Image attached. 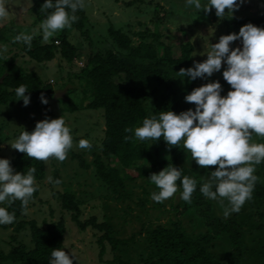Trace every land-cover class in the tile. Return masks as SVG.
Masks as SVG:
<instances>
[{"label": "rangeland", "instance_id": "374dc122", "mask_svg": "<svg viewBox=\"0 0 264 264\" xmlns=\"http://www.w3.org/2000/svg\"><path fill=\"white\" fill-rule=\"evenodd\" d=\"M127 1L130 0H86V7L83 9L86 21L83 23V29L87 30L90 43L76 30L67 28L45 42L40 23L32 21L34 16L29 12L31 0H11L9 5L13 12L11 19L0 21V32L4 36V41L0 43V58L6 60L9 57L6 61H13L26 72H34L42 82H47L54 92H61L48 101V111L41 105H33L31 100L25 106L23 99L17 100L16 95L0 104V158H7L10 161L14 151L10 143L16 139L15 134L20 130L46 118L53 119L63 116L73 136L71 151L80 154L88 164L86 169L79 167L77 161L71 157L70 151L63 162L54 159V161L49 160L45 163V174L43 180L38 183V194L28 204L22 215V220L33 219L39 225H42L44 221L62 218L64 232L61 249L66 251L70 258L72 253H75L77 260L74 259L73 264H105L103 261L110 259L111 251L106 245L105 252L99 258L98 247L95 244V232L89 227H85L82 231L78 230L69 219V214L60 209L55 197L50 193L51 190L73 193L78 201L83 202L81 203L82 218L90 214L95 215L98 220L104 219L112 226L115 237H131L132 240L128 241L126 247L119 246L114 251V254L131 264H144L145 258L150 254L145 231L151 226L167 225L170 219L179 218L184 231L189 235L194 236L205 231V227L194 213L193 199L191 203H186L180 198L182 189L179 188L172 198L163 203H157L151 199V193L158 192L159 189L149 177H145L135 178L132 181L124 180L123 187L119 188L117 193H111L100 185L93 175L89 161L92 157L91 150H95L93 148L79 149L77 146L80 139L89 140L91 145L92 142L97 144L102 134L101 110L82 107L69 110V108L79 101L84 104L88 97H84L86 93L82 94L81 90L85 87L76 77L85 67L87 56L113 47L106 33L108 25L120 28L132 44L138 42L136 32L155 34L158 53L161 52L162 46H167L172 57L178 56L179 45L188 40L193 46L189 67L194 66V61L206 60L211 44L217 43L220 36L224 35L221 25H215L219 21L218 17H211V12L197 10L194 6H186V0H134L130 6H125L124 3ZM207 2L208 0H201L202 5ZM155 6H157L156 9H154ZM259 9L258 0H244L236 13L242 16H253L259 13ZM239 29L234 33H238ZM21 33L33 35V39L41 44L52 43L54 45L53 58L40 63L29 59L20 49L24 43L13 42L14 38ZM61 37L77 46L75 56L69 63L63 61L58 54L56 44ZM150 39L146 35L144 40L150 41ZM4 46H7L6 52L3 51ZM238 46L242 48L241 41H235L230 45L231 48ZM226 67V64H222L221 70L213 73L211 77L195 80H190L187 76L178 77L177 73L181 68L170 70L175 81L174 90L177 101L187 103L184 98L194 88L209 82L224 80L222 73ZM140 87L145 92L141 100L142 105L150 113L156 106L163 87L153 81H148ZM222 89L221 95L226 96L231 86L222 85ZM66 90L68 93L65 95ZM57 97H61L63 101H55ZM253 142L264 143V139L254 136ZM163 157L165 153L162 152L159 158ZM110 162L114 164L115 160L111 159ZM178 163L193 168L203 183L210 172L217 167L198 166L195 160L191 159V154L185 150L183 158ZM54 171L62 180L61 184L49 183L48 178H52ZM128 172L134 173L130 169ZM261 182L264 184V180ZM207 200L212 204V215L224 218L223 207L217 201ZM254 210L262 212L263 218L257 219ZM238 214V218L243 222L241 239L245 244L242 263L253 264L264 261V199L255 202L251 198L242 206ZM258 224L262 226L261 230H256ZM5 225V228L0 227V251L6 252L11 245L18 242L25 246L31 245L27 225L17 232L13 231L11 225ZM207 249L223 262L227 252L224 236L214 239Z\"/></svg>", "mask_w": 264, "mask_h": 264}, {"label": "trees", "instance_id": "16d2710c", "mask_svg": "<svg viewBox=\"0 0 264 264\" xmlns=\"http://www.w3.org/2000/svg\"><path fill=\"white\" fill-rule=\"evenodd\" d=\"M117 1V0H114ZM134 0L124 3L130 6ZM45 0H31L29 12L33 14L32 21L41 22L48 13L41 12L40 7ZM55 2V0H54ZM260 9L256 15L242 16L236 11L231 17L217 18L216 26L221 25L224 35L234 33L241 26L252 23L259 27H264V0H258ZM157 6H159L157 4ZM154 9H156V7ZM51 12L52 10H48ZM227 11V10H226ZM79 19L74 22L71 28L80 34L90 43L87 30L83 29L86 17L83 10L77 11ZM186 15V14H185ZM211 17H217L213 8ZM64 31V30H63ZM107 36L110 38L112 48L104 49L87 56L85 67L76 76L83 83L85 89L82 94L87 99L85 103L80 101L73 103L69 110L78 108L99 109L103 119L102 134L98 143L92 142L91 160L92 172L95 179L105 189L111 193H117L123 187L124 180L132 181L135 178L150 177L152 173H158L167 166L176 167L181 170L182 177L188 176L197 181V187L192 195L193 210L200 223L205 227V231L191 236L184 231L179 218H172L167 225L156 224L145 231L150 254L145 258L144 264H243L242 256L245 251V244L242 241L243 222L238 218V213H232L228 218L212 215L211 203L200 192L203 180L195 173L193 168L185 167L178 163L183 158V146L171 147L161 138L159 141L145 140L139 141L134 138V133L125 131V128L141 126L144 118L158 116L161 111H174L179 114L189 108L195 110V105L179 103L174 90V77L170 70L186 68L190 66L192 44L186 40L179 45V54L172 57L169 47L162 46L158 53L155 45V34H144L136 32L138 42L132 44L120 28L107 26ZM146 35L150 41H145ZM57 39V37H56ZM54 39V40H56ZM4 41L3 33L0 32V43ZM59 56L69 63L73 60L77 51V46L70 44L65 38H59L56 44ZM21 51L31 60L40 63L50 61L54 56V45L52 43L41 44L36 39H32L31 47L26 44L21 46ZM148 81H153L163 87L156 106L152 112L148 113L142 105V98L145 92L140 87ZM221 85H228L225 80H217ZM26 85L30 100L33 105H41L48 111V104L41 102V93L49 101L53 99L51 86L42 80L32 71L26 72L13 61H6L0 58V104L5 103L15 95V88L19 85ZM68 91H65V95ZM62 102L61 97L55 99ZM36 123L30 127L23 128L15 138H18L24 130L33 131ZM126 136H133L131 140H125ZM94 143V144H93ZM165 157L159 158L161 153ZM71 157L75 159L81 168H87L88 164L84 158L70 150ZM115 163L111 164L110 160ZM54 161V159H51ZM10 164L15 172L27 173L28 169H36L34 177L37 191L34 193L29 204L37 196L38 183L43 180L45 174V163L28 158L24 153L14 149ZM133 170V174L128 172ZM53 172V185L61 184L60 177ZM258 181L255 184L252 198L257 201L264 199V162L256 166ZM59 180V183L55 181ZM178 188L180 181H177ZM51 189V188H50ZM60 209L69 214V219L80 231L89 227L95 232V244L98 247L99 258L106 250V245L111 251L110 259L104 260L105 264H131L123 260L114 251L119 246H127L128 238H117L114 236L112 226L104 219L98 220L95 215H88L82 218L81 202L78 201L71 192H59L51 190ZM254 204V202L252 203ZM0 206L6 207L10 213H14L15 220L11 224L14 232L27 225L30 237V246L18 242L10 246L6 252L0 251V264H49L51 252L55 248H61L64 232L62 218L44 221L39 225L35 220H22V215L26 209L22 208L21 201L16 200L11 205L7 203ZM182 206H184L182 204ZM50 209V208H49ZM257 219L263 218V213L254 210ZM51 214V210H50ZM195 217V218H196ZM5 228L6 225H0ZM258 224L256 230H261ZM224 236L227 252L224 261L221 262L216 255L207 249V246L217 237ZM100 260V259H99ZM253 264H264V261Z\"/></svg>", "mask_w": 264, "mask_h": 264}, {"label": "clouds", "instance_id": "9594fccd", "mask_svg": "<svg viewBox=\"0 0 264 264\" xmlns=\"http://www.w3.org/2000/svg\"><path fill=\"white\" fill-rule=\"evenodd\" d=\"M10 3L11 0H0V21L11 19ZM243 3L244 0L239 3L238 0H208L202 5L201 0H186V6L206 13L214 8L218 18H224L226 13L231 17ZM85 7L86 0H45L39 10L48 13L40 24L43 40L47 42L58 32L71 28L79 19L77 11ZM32 39L33 35L21 33L13 42H22L30 48ZM235 41H241L242 48H231ZM3 51H7V46ZM222 64L227 65L223 78L231 86L226 96L221 95L223 89L219 81L203 84L184 98L195 105V110L189 108L179 114L161 111L158 116L144 118L141 126L125 128V131L134 133L139 141L162 138L169 148L182 144L198 166H217L199 190L205 198L217 201L223 207L224 218H228L252 198L259 179L254 174L256 166L264 162V143L253 142L254 136L264 139V27L247 23L238 33L221 35L217 43L211 44L206 60L194 61L193 67L181 68L177 74L190 80L204 79L220 71ZM27 92L26 85L15 88L17 100L22 98L25 106L30 102ZM40 99L48 103L43 93ZM131 139L133 136L125 137L126 141ZM10 146L33 160L63 162L73 148V136L63 116L46 118L37 121L33 131H22ZM77 146L89 149L92 145L89 140L80 139ZM35 171L31 167L27 173L15 172L9 159L0 158V204L11 205L19 200L26 209L37 191ZM48 179L52 182L51 177ZM149 179L159 189L151 193V199L157 203L177 193V181L182 186L180 198L186 203H191L197 187L195 179L182 177L181 170L176 167L167 166L152 173ZM14 220V213L0 206V225L11 224ZM74 259L75 253L70 258L66 251L55 248L49 264H73Z\"/></svg>", "mask_w": 264, "mask_h": 264}, {"label": "water", "instance_id": "95a60500", "mask_svg": "<svg viewBox=\"0 0 264 264\" xmlns=\"http://www.w3.org/2000/svg\"><path fill=\"white\" fill-rule=\"evenodd\" d=\"M58 94H61V92H54V93H53V98H54L56 95H58Z\"/></svg>", "mask_w": 264, "mask_h": 264}]
</instances>
